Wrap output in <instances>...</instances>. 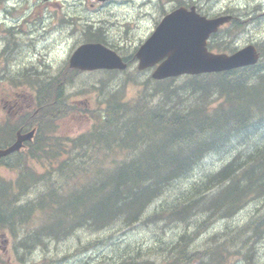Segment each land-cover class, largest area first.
<instances>
[{
  "label": "rangeland",
  "instance_id": "rangeland-1",
  "mask_svg": "<svg viewBox=\"0 0 264 264\" xmlns=\"http://www.w3.org/2000/svg\"><path fill=\"white\" fill-rule=\"evenodd\" d=\"M193 1L209 16L225 12L237 16L234 24L224 26L214 38L215 42L221 40L219 46L241 48L250 43L264 46V0ZM5 2L0 0V124L7 121L14 124L18 113L23 114L28 108L33 112V82L45 79L56 83L59 93H68L74 106L67 116L55 122V133L67 137L88 129L92 123L88 113L110 101L142 96L153 104H165L169 110L173 107L182 110L201 97L198 91L187 87L185 76L163 83L153 81V69L139 70L134 58L138 46L154 31L164 13L182 0H7L6 5L15 8L9 12L3 9ZM90 24L92 30L105 37L107 44L129 57L130 66L125 71L77 72L71 83L65 82L63 68L73 51L87 41L85 30ZM10 25L13 31H7ZM18 77L29 78V83L19 81ZM161 87H166L169 93L160 90ZM238 140L223 150L206 154L185 177L172 182L146 207L138 223L127 226L123 220H116L102 228L87 224L62 237L48 236L45 231L27 226L11 231L7 243L0 240V264H174L183 249H188L190 256L218 239L233 235L230 252L224 253L223 260L212 261L211 256L205 255L195 262L181 264H264V225L258 235L253 236L252 231V222L258 224L264 218L262 198L237 207L227 218L203 224L201 230L196 224L204 214L187 221L153 218L165 202L177 195L188 190L193 195L190 184H205V177L217 173L241 150L239 144L244 142L241 145L253 147L260 136ZM13 160L0 163V176L16 177L11 166ZM30 165L39 172L45 170L42 161L31 160ZM32 187L29 198L45 189L39 182ZM188 197L176 199L180 203ZM234 197L240 198L237 194ZM239 232L241 237L237 238Z\"/></svg>",
  "mask_w": 264,
  "mask_h": 264
},
{
  "label": "trees",
  "instance_id": "trees-1",
  "mask_svg": "<svg viewBox=\"0 0 264 264\" xmlns=\"http://www.w3.org/2000/svg\"><path fill=\"white\" fill-rule=\"evenodd\" d=\"M193 3L182 0L179 5ZM87 40L106 43L96 30L87 34ZM262 53V62L255 66L187 79V87L201 94L188 108L169 110L165 104H153L142 96L110 101L106 108L93 112L88 129L70 137L53 134L55 121L70 112L63 92L56 91L57 84L52 81L39 84L40 114H25L14 124H0V147L9 144L19 127H38L28 151L11 156L16 179L4 182L0 178V228L14 230L26 224L46 235L62 237L85 224L102 228L123 220L124 225L132 226L155 198L192 171L206 154L225 149L238 137L244 140L257 135L260 140L253 147L240 144L241 150L217 173L206 177L205 184L191 183L193 195L189 191L177 195H189L188 200L179 203L174 197L153 218L187 221L204 214L196 224L201 230L203 224L230 216L252 199L264 201L260 195L264 193V50ZM75 73L66 76L73 80ZM160 90L169 93L166 87ZM31 155L45 162L43 173L29 166ZM35 181L47 189L28 202L34 207L15 206ZM18 215L23 221H17ZM263 225L264 218L254 223L252 230L258 235ZM236 237L240 238L241 232ZM233 239L234 235L189 257L183 249L177 261L192 263L205 255L221 261L224 253L230 252Z\"/></svg>",
  "mask_w": 264,
  "mask_h": 264
},
{
  "label": "water",
  "instance_id": "water-1",
  "mask_svg": "<svg viewBox=\"0 0 264 264\" xmlns=\"http://www.w3.org/2000/svg\"><path fill=\"white\" fill-rule=\"evenodd\" d=\"M230 15L208 19L192 7L175 9L160 22L156 31L141 46L136 56L139 68L153 66L162 59L154 71L157 79L177 76L183 73L198 74L209 71H222L242 65L253 64L259 54L250 45L233 55L213 54L207 50V39L218 27L227 22ZM70 64L83 70L97 68H125L127 65L113 50L101 43H85L73 53ZM35 130L28 133L18 131L17 140L6 148H0V157L21 149L23 141L32 139Z\"/></svg>",
  "mask_w": 264,
  "mask_h": 264
},
{
  "label": "bare ground",
  "instance_id": "bare-ground-1",
  "mask_svg": "<svg viewBox=\"0 0 264 264\" xmlns=\"http://www.w3.org/2000/svg\"><path fill=\"white\" fill-rule=\"evenodd\" d=\"M197 7V6H196ZM198 8V7H197ZM91 24H90V26L88 27V29H86L85 30V33L86 34H88V33H90L91 31H94V30H92L91 29ZM8 30H12L13 31V28L12 27H10ZM264 47V46H263ZM66 66V65H65ZM67 72V66L66 67H64L63 68V71H62V77H64L65 78V82L68 80L65 76H64V74ZM63 97H67V93L66 92H64V95H63ZM246 125V124H245ZM259 126V125H258ZM174 131V130H173ZM233 135V134H232ZM187 138V137H186ZM191 139V138H190ZM237 140H238V138H237ZM230 141V140H229ZM239 141V140H238ZM241 141V140H240ZM242 142V141H241ZM258 142V141H257ZM242 143H244V142H242ZM241 143V144H242ZM187 144V143H186ZM237 144V143H236ZM222 145V144H221ZM234 145V144H233ZM240 145V144H239ZM175 146V145H174ZM188 146V145H187ZM177 148V147H176ZM194 155V154H193ZM172 159V158H171ZM192 159V158H191ZM142 160V159H141ZM240 162V161H239ZM158 168V167H157ZM261 172V171H260ZM244 173V172H243ZM210 175H211V173H210ZM214 175V174H213ZM123 177V176H122ZM130 177V176H129ZM146 177V176H145ZM248 177V176H247ZM119 178V177H118ZM206 178V177H205ZM213 178H215V177H213ZM200 180V179H199ZM213 180V179H212ZM36 182V181H35ZM35 182H33V184H35ZM140 182V181H139ZM211 182V181H210ZM189 191V190H188ZM193 194H194V192H193ZM190 195V194H189ZM180 206V205H179ZM184 206V205H183ZM255 220H257V219H255ZM255 220H253V221H255ZM139 221H141V218H140V220ZM138 221V222H139ZM138 222H136V223H138ZM255 223V222H254ZM253 222H252V225L254 224ZM192 240V239H191ZM177 244V243H176ZM207 249V248H206ZM186 250H188V249H186ZM203 251V250H202ZM183 254V253H182ZM188 257H189V254H188ZM178 259V258H177ZM177 259L175 260V262H174V264H181V263H184L185 261H186V259H184L183 261H181V262H178L177 261Z\"/></svg>",
  "mask_w": 264,
  "mask_h": 264
}]
</instances>
